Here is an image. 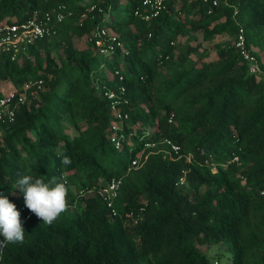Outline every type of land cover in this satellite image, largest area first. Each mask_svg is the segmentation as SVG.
<instances>
[{
	"label": "trees",
	"instance_id": "16d2710c",
	"mask_svg": "<svg viewBox=\"0 0 264 264\" xmlns=\"http://www.w3.org/2000/svg\"><path fill=\"white\" fill-rule=\"evenodd\" d=\"M143 2L0 0V24L66 6L56 34L14 59L0 54V98L2 85L42 80L15 120L0 122V196L25 230L0 264H213L206 250L216 244L232 264H264V81L235 46L241 25L264 69V0H167L148 18ZM101 28L113 51L89 39ZM120 86L122 123L102 94ZM23 174L66 184L68 208L53 224L25 206ZM114 177L111 215L100 191Z\"/></svg>",
	"mask_w": 264,
	"mask_h": 264
},
{
	"label": "built area",
	"instance_id": "2783aa9c",
	"mask_svg": "<svg viewBox=\"0 0 264 264\" xmlns=\"http://www.w3.org/2000/svg\"><path fill=\"white\" fill-rule=\"evenodd\" d=\"M167 0H144L143 5L150 10V13L146 16L157 15L162 9L166 7ZM208 1V0H203ZM221 0H212V5H218ZM94 9V6L91 7ZM66 6L63 4H58L51 10H46L39 14L35 11L34 15L25 20H20L12 23H1L0 24V54L2 52H12V58L14 59L16 53L24 48L27 44L31 43L37 38H42L45 36H51L56 34L57 26L66 17ZM211 10H209L210 12ZM136 13H138L136 11ZM89 39L94 41L101 49L102 53L106 51H113L115 45L113 43H107L106 30L104 28L96 30L90 35ZM235 46L238 48L241 57L247 62L248 70L252 74L259 75L264 81V69L258 62L255 54H253L247 46V38L243 26L239 25V31L235 39ZM42 80L29 81L25 84L24 90H17L16 88H11L7 92L3 93L0 98V122H13L16 117V104L23 102L26 98V90L31 88L33 85L41 88ZM103 96L111 100V109L115 118L122 123L128 118V112L123 108V106L129 103V99L126 96V87L120 86L119 91L112 88H106L102 92ZM173 116L170 118L172 121ZM112 136L111 141L116 145L120 146L122 144L124 133L119 127L118 123L115 121L112 123ZM165 142L170 146L171 150L175 153L179 152V145L169 138L165 139ZM146 157V156H145ZM142 156L132 160V166H137L141 160ZM181 183L184 182V177L180 180ZM122 181L120 178H112L106 185H104L100 191L103 199L107 203L108 208H110L111 215H116L117 210L114 206L115 200L119 195V190ZM29 216V215H28ZM136 221V220H135ZM4 246H0V260L1 254Z\"/></svg>",
	"mask_w": 264,
	"mask_h": 264
},
{
	"label": "clouds",
	"instance_id": "9594fccd",
	"mask_svg": "<svg viewBox=\"0 0 264 264\" xmlns=\"http://www.w3.org/2000/svg\"><path fill=\"white\" fill-rule=\"evenodd\" d=\"M61 163L71 164V159L64 156ZM23 193L25 206L44 224H53L68 208V189L66 184L52 179L45 182L32 175L23 174L17 180V187ZM0 246L6 244H22L25 230L20 220V213L15 204L6 197L0 196Z\"/></svg>",
	"mask_w": 264,
	"mask_h": 264
},
{
	"label": "rangeland",
	"instance_id": "374dc122",
	"mask_svg": "<svg viewBox=\"0 0 264 264\" xmlns=\"http://www.w3.org/2000/svg\"><path fill=\"white\" fill-rule=\"evenodd\" d=\"M102 59V58H101ZM4 86V87H3ZM4 92H7L12 86L2 85ZM130 155L124 154V158L129 160ZM206 254L213 264H232V256L228 248L223 244L213 245L211 248L206 250Z\"/></svg>",
	"mask_w": 264,
	"mask_h": 264
},
{
	"label": "crops",
	"instance_id": "0c3cea01",
	"mask_svg": "<svg viewBox=\"0 0 264 264\" xmlns=\"http://www.w3.org/2000/svg\"><path fill=\"white\" fill-rule=\"evenodd\" d=\"M7 86H10L11 87V85H9V84Z\"/></svg>",
	"mask_w": 264,
	"mask_h": 264
}]
</instances>
